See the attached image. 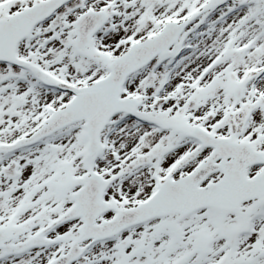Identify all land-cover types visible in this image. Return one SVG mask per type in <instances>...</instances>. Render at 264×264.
Returning a JSON list of instances; mask_svg holds the SVG:
<instances>
[{
    "label": "snow or ice",
    "instance_id": "1",
    "mask_svg": "<svg viewBox=\"0 0 264 264\" xmlns=\"http://www.w3.org/2000/svg\"><path fill=\"white\" fill-rule=\"evenodd\" d=\"M0 264H264V0H0Z\"/></svg>",
    "mask_w": 264,
    "mask_h": 264
}]
</instances>
